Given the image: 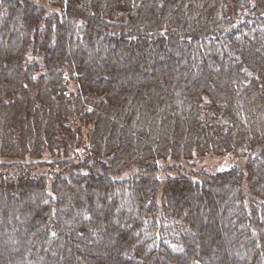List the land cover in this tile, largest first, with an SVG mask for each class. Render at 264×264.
I'll return each instance as SVG.
<instances>
[{"label":"trees","instance_id":"1","mask_svg":"<svg viewBox=\"0 0 264 264\" xmlns=\"http://www.w3.org/2000/svg\"><path fill=\"white\" fill-rule=\"evenodd\" d=\"M54 3L0 0V264H264V0Z\"/></svg>","mask_w":264,"mask_h":264},{"label":"rangeland","instance_id":"2","mask_svg":"<svg viewBox=\"0 0 264 264\" xmlns=\"http://www.w3.org/2000/svg\"><path fill=\"white\" fill-rule=\"evenodd\" d=\"M28 1H32L34 3L44 6L51 13L58 11V7L54 3L56 2V0H28ZM69 88L71 91H74L75 89L72 83L70 84ZM182 163L186 164L185 161ZM234 163H235V158L232 155H227L224 157H207L202 162L199 160H193L192 162H190V166L192 167L189 168V170H192L193 172H198V171L216 172ZM46 168L47 167L45 166H41L38 169L34 170L33 173L41 174L46 170ZM3 171H6V169H3ZM133 173L134 171H127L126 173H124V175H131Z\"/></svg>","mask_w":264,"mask_h":264}]
</instances>
